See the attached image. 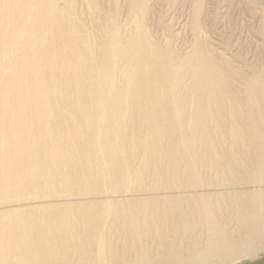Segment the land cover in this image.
<instances>
[{"label":"bare ground","instance_id":"obj_1","mask_svg":"<svg viewBox=\"0 0 264 264\" xmlns=\"http://www.w3.org/2000/svg\"><path fill=\"white\" fill-rule=\"evenodd\" d=\"M126 1L139 20L136 32L123 42L109 22L98 56L75 16L74 0H0V206L69 199L81 186L92 195L96 183L107 193L130 188L124 137L138 122L147 137L142 164L149 158L168 160L172 176L177 160L185 161L187 188L194 192L183 196L189 209L176 196H163L160 206L180 220L190 251L183 254L159 233L158 199L122 197L0 211V264H234L264 251V171L258 168L250 180L263 190L246 186L231 194L241 213L232 227L214 201L199 192L204 188L197 173L198 146L210 158L218 151L208 125L198 124V118H220L226 110L232 147L245 135L256 142L264 161V78L247 84L241 109L235 97L231 101L227 74L201 43L194 53L174 58L154 45L142 26L151 0ZM199 10L198 4L195 28ZM119 60L126 63L121 79ZM187 76L193 79L195 107L186 127L180 86ZM161 183L159 189L169 188ZM116 215L130 238L118 247L106 229ZM148 227L156 228L155 236L146 234Z\"/></svg>","mask_w":264,"mask_h":264},{"label":"rangeland","instance_id":"obj_2","mask_svg":"<svg viewBox=\"0 0 264 264\" xmlns=\"http://www.w3.org/2000/svg\"><path fill=\"white\" fill-rule=\"evenodd\" d=\"M150 4L149 10L143 15L142 19L144 20L141 21L149 40L157 47L167 50L170 54L173 53L172 56L176 59H181L188 53H194L195 46L201 43L205 52L212 59L214 58L213 61L221 67L224 74H227L225 76L228 81L227 84H229L228 91L231 94V101L232 97H235V103L238 106L241 105L239 107L242 109L245 102H247L245 101L247 100L245 93L247 84L254 82L252 80L259 81L261 80L260 78H264V0H151ZM198 4L200 6L198 13L199 23L197 28H195L194 24H192V20ZM74 5L75 16L84 24L90 34L91 46L94 47L93 49L98 56L100 43L109 22L114 21L116 31L123 42L127 41L138 28V17L129 7L126 0H74ZM183 20L185 22H182ZM197 30L199 32H197ZM118 64L116 75L121 79L126 63L124 60H119ZM182 84V87L180 86V103L184 110V124L187 127L192 123V118L194 119L191 114L195 107V97L192 86L193 79L187 76ZM74 104H77L76 100ZM263 105L261 106V110H263L262 116L264 120ZM212 117V119H208L205 115H200L198 118V124L208 125L209 132L212 133L209 134L210 137L214 135L212 139L218 144V147L215 144L218 148V151H216L217 156H213L215 158H210L212 155L206 153L203 146L200 145L201 147L198 146L197 148L199 154V159L197 160L199 162H197V173L204 188V190L202 189L199 192L206 193L209 198L214 201L215 205H217L216 211L219 212L218 214H221L225 221H228L232 227V225H236V217L238 215L240 216L241 213L239 212L238 200L233 198L231 194L242 191L246 186L249 190H263V186H251L252 183L250 180L253 176V172L258 168L264 171V161L261 163V149H259V147L257 148L256 142H253L251 138L245 135L241 139L243 141L240 140L238 142L240 145L236 144V146L232 147V137H230L231 133L229 134L232 120L229 110L224 111L219 116L220 118L217 116ZM133 127H137L138 130L134 131ZM125 136V152L127 151L126 160L127 167L129 165L128 174L130 176L129 186H131V189L128 188L129 191L128 189L124 191L121 189V186L117 192L107 193L102 188L101 184L96 183V194L87 195L81 186L79 187L80 191L78 194L69 199L65 197H52L43 200L32 199L24 203H16V205H11V207L2 205L0 206V211L16 207L43 208L48 204L53 206L57 205L58 207L71 202L93 201L95 199H121L125 197L129 199L138 198L141 201L142 198L155 197L158 199L156 205L158 208L156 209L155 207V209L157 213L159 212L157 227L159 228V233L164 236L166 241L182 249L183 254L189 252L188 244L183 241L188 237L184 232L183 226H181L182 224H180V220H178V222L177 219L170 218L171 216L167 213L164 214V212H161L165 210L161 208V206H163V196H176L175 200L178 198L181 207L185 210L189 209L186 201L187 199L183 196H186L189 192V194H191L193 191H189L190 189L187 188L188 180L183 174L185 170V168L183 170V164L185 165L184 159L182 160V158H179L177 160V167H175L174 173L170 176L171 174L168 173V160L158 163L156 159L149 158L146 165L142 164L144 156L146 157L147 155L145 153L147 137L146 130L141 129L138 122L126 128ZM215 139L217 141H215ZM133 140H135V142ZM177 143L176 137L173 136L171 144L175 146ZM236 148L239 149L237 150ZM232 152H236L234 158H232ZM235 158L237 159L235 160ZM160 173L163 174L160 175ZM167 174L170 175L168 176ZM139 180L142 181L140 182ZM161 182L166 183L169 188L163 190L159 189L158 187L162 184ZM137 208H139V206ZM262 214V216H264V207L262 209ZM232 220L233 224L231 222ZM111 221H114L112 226L109 224L108 226L110 228L106 229L108 230L107 232L110 233V236H112V239L116 237L114 239V244L118 247L123 245L125 241L130 240V238L128 237L129 235H126V232H124L126 230L122 228V223L118 215L114 216V219L112 218ZM67 227L66 232L69 233L71 239L74 229L70 225ZM146 230V234L149 236L156 235L155 227H148ZM196 231L197 233L201 232L200 230ZM176 240L178 241L176 242ZM186 242H188V240H186ZM234 264H264V251Z\"/></svg>","mask_w":264,"mask_h":264}]
</instances>
